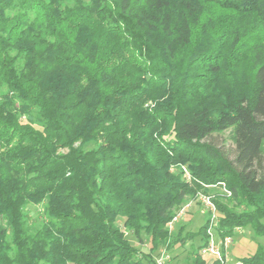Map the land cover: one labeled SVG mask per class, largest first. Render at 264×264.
<instances>
[{"label": "trees", "instance_id": "obj_1", "mask_svg": "<svg viewBox=\"0 0 264 264\" xmlns=\"http://www.w3.org/2000/svg\"><path fill=\"white\" fill-rule=\"evenodd\" d=\"M222 181L264 264V0H0V264H226L167 226Z\"/></svg>", "mask_w": 264, "mask_h": 264}, {"label": "rangeland", "instance_id": "obj_2", "mask_svg": "<svg viewBox=\"0 0 264 264\" xmlns=\"http://www.w3.org/2000/svg\"><path fill=\"white\" fill-rule=\"evenodd\" d=\"M229 132H225L220 135H215L213 137V141L224 150L229 157H233L234 154V145L229 138ZM220 192V188L214 187L210 194ZM192 206H190L188 209L184 211L180 215V217L174 222L172 225L171 230L178 231L181 226H183V233H185L187 230L195 231L197 228L202 224V222L207 219L208 216V210L204 206L201 200L198 198L195 200H192L191 203ZM30 216L32 219H40L41 214L38 212L36 207L30 206ZM127 237L129 238L130 242L139 248H142V250L147 251L148 245H147V235L143 232L140 233V238L136 237L135 235L131 233H127ZM198 237L192 238L188 240L183 246L175 245L172 249H170L168 254V258L164 259L163 264H185L187 260V255L189 253V250L194 247L198 242ZM260 240L261 238H257ZM262 241V240H261ZM239 245L240 252L237 254V257L239 258L240 254H248L251 252L254 248V246L257 244L256 238L252 234V230L249 228H240L237 232H235L233 236V240L229 245V248L231 247V244L234 246L235 244ZM228 248V249H229ZM163 249V248H162ZM237 257L235 256V253H231V256L228 261V263L234 262Z\"/></svg>", "mask_w": 264, "mask_h": 264}, {"label": "built area", "instance_id": "obj_3", "mask_svg": "<svg viewBox=\"0 0 264 264\" xmlns=\"http://www.w3.org/2000/svg\"><path fill=\"white\" fill-rule=\"evenodd\" d=\"M184 177L186 179L190 178L189 172L185 168H184ZM219 186H220L219 188L222 194L226 196H229L231 194V191L226 188L223 181L219 183ZM197 198L202 201L204 206L207 208L208 210L207 212L210 216L208 227L206 230L209 236V240L207 244L200 249V254H202L204 257L208 259H217L220 262L227 264L228 248H229L230 243L233 240V236L228 235V236H224L223 238H218L216 236L214 226L217 222L218 212L216 210L214 202L211 199V194L210 193L203 194L199 192L197 193L195 199ZM195 199L188 200L187 202H185V204H183L180 207L177 214L167 223V226L169 229L172 228V225L180 217V215L184 213L186 209L192 206L191 205L192 200H195ZM239 229H240L239 227L236 228L235 232H237ZM165 258H168V255L164 251H162L160 257L157 259L158 264H163Z\"/></svg>", "mask_w": 264, "mask_h": 264}, {"label": "crops", "instance_id": "obj_4", "mask_svg": "<svg viewBox=\"0 0 264 264\" xmlns=\"http://www.w3.org/2000/svg\"><path fill=\"white\" fill-rule=\"evenodd\" d=\"M255 248H256V245L254 246V248H253V250L251 251V252H249L248 254H240V256L239 257H241V256H246V255H249V254H251L254 250H255ZM240 247H239V245H238V243L237 244H235L234 246L231 244V247L228 249V258H230V256H231V253L233 252V253H235V256L237 257V254L240 252ZM242 250V249H241ZM239 251V252H238ZM243 251V250H242ZM227 258V259H228ZM237 259H238V257H237ZM236 259V260H237ZM234 261V262H232V263H228V261H229V259L227 260V264H237V261Z\"/></svg>", "mask_w": 264, "mask_h": 264}]
</instances>
